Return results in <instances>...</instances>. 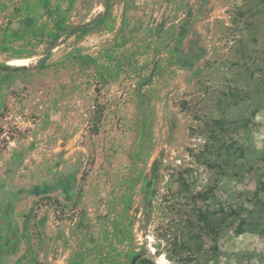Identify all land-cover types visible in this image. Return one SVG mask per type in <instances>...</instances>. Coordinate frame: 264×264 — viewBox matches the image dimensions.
I'll return each instance as SVG.
<instances>
[{
	"label": "rangeland",
	"instance_id": "obj_1",
	"mask_svg": "<svg viewBox=\"0 0 264 264\" xmlns=\"http://www.w3.org/2000/svg\"><path fill=\"white\" fill-rule=\"evenodd\" d=\"M106 2L0 0L5 264H264V0Z\"/></svg>",
	"mask_w": 264,
	"mask_h": 264
},
{
	"label": "trees",
	"instance_id": "obj_2",
	"mask_svg": "<svg viewBox=\"0 0 264 264\" xmlns=\"http://www.w3.org/2000/svg\"><path fill=\"white\" fill-rule=\"evenodd\" d=\"M42 8L47 9L48 11L47 15H49V17L53 20V24H54L53 27H49V25H46L45 23L44 24L40 23L39 11ZM110 8H111L110 0H107L106 2V12L107 13L110 10ZM20 9L23 11L21 25H20L19 30L14 31V34L19 39H23L27 36L31 38L32 37L45 38L53 44L54 40H56L60 36L62 31L67 30V26L64 21V18H65L64 11L62 10V8H58V9L53 8L51 5V0H23V3ZM76 29H83L85 31L86 27L79 26ZM71 31H76V30H71ZM187 33H188L187 27H182L176 37V47H174V49L172 50L171 57H175V59H177V51L180 50L182 46V42L187 36ZM25 57H29V56H25ZM107 57L112 59L113 54H111V52H108ZM79 59H81L84 62L96 61V58L92 56H82ZM39 65L43 68L47 67L48 66L47 59L42 58L39 61ZM98 71H99V76L101 77V79L103 81H106L107 80V68L103 70H98ZM101 113H102V110H100V113H99L100 115L98 116L97 121H100ZM262 216H264L263 213H262ZM28 224L29 223L25 224V226L26 225L27 226L24 228V231L22 234L24 239H27V242L30 241V234H31L30 227H28ZM247 224H248L247 219L241 218L240 222L237 224L235 228V232L238 234H241V233L248 231V228L246 226ZM250 230L256 233L260 231L264 232V222H262V220L256 222L254 228H251ZM123 240L124 239H122L121 241ZM134 256L135 254H132L129 256L130 261H132ZM7 257H9L8 254L5 255L4 252L3 254H0V264H5L4 259H6ZM140 262L141 264H155V262L151 260H146L143 258L140 259Z\"/></svg>",
	"mask_w": 264,
	"mask_h": 264
},
{
	"label": "bare ground",
	"instance_id": "obj_3",
	"mask_svg": "<svg viewBox=\"0 0 264 264\" xmlns=\"http://www.w3.org/2000/svg\"><path fill=\"white\" fill-rule=\"evenodd\" d=\"M29 61V59H14L11 61L12 64H26Z\"/></svg>",
	"mask_w": 264,
	"mask_h": 264
},
{
	"label": "water",
	"instance_id": "obj_4",
	"mask_svg": "<svg viewBox=\"0 0 264 264\" xmlns=\"http://www.w3.org/2000/svg\"><path fill=\"white\" fill-rule=\"evenodd\" d=\"M0 69L3 70V71H7L8 70L7 67H0ZM139 258H140V255L139 254L138 255H135L133 257V259H132L131 264H136V262L138 261Z\"/></svg>",
	"mask_w": 264,
	"mask_h": 264
}]
</instances>
